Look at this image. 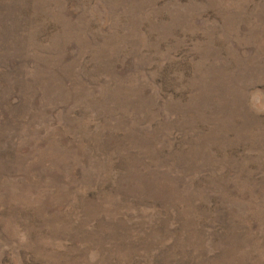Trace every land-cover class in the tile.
<instances>
[{"label": "rangeland", "instance_id": "rangeland-1", "mask_svg": "<svg viewBox=\"0 0 264 264\" xmlns=\"http://www.w3.org/2000/svg\"><path fill=\"white\" fill-rule=\"evenodd\" d=\"M0 264H264V0H0Z\"/></svg>", "mask_w": 264, "mask_h": 264}]
</instances>
